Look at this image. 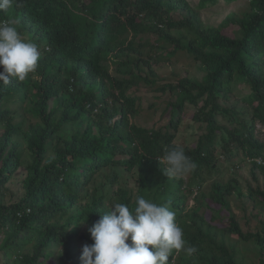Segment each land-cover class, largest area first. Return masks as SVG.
Masks as SVG:
<instances>
[{
    "label": "trees",
    "instance_id": "1",
    "mask_svg": "<svg viewBox=\"0 0 264 264\" xmlns=\"http://www.w3.org/2000/svg\"><path fill=\"white\" fill-rule=\"evenodd\" d=\"M219 1L237 0H200L198 9ZM246 1L249 10L237 19L240 37L203 25L187 0H19L0 12L40 52L24 81L0 82V250L12 259L6 264H44L54 245L79 254L75 241L93 243L89 228L113 202L131 209L137 196L175 211L184 239L197 248L192 256L173 252L171 264H248L231 234L255 246L256 264H264V164L255 160L264 158L255 135L256 125L264 126V0ZM176 11L182 18H171ZM179 54L202 67L201 79L180 74ZM161 60L170 66L162 77ZM239 84L248 89L239 95L245 107L224 106ZM27 112L35 113L34 122L25 123ZM158 112L167 122L154 121ZM184 114L203 131L195 145L176 141ZM66 125L69 137L61 135ZM17 138L31 161L23 194L6 203V184L23 163ZM169 146L182 147L195 170L181 179L166 176L158 157ZM218 151L226 159L241 153L252 161V176L262 175L263 184L245 193L253 215L263 216L255 231H243L234 214L224 224L217 216L215 205L243 195L233 181L195 190L204 171L217 168ZM119 169L135 173L136 186L106 193L107 182H119ZM97 174L107 181L90 188Z\"/></svg>",
    "mask_w": 264,
    "mask_h": 264
},
{
    "label": "clouds",
    "instance_id": "2",
    "mask_svg": "<svg viewBox=\"0 0 264 264\" xmlns=\"http://www.w3.org/2000/svg\"><path fill=\"white\" fill-rule=\"evenodd\" d=\"M14 3L19 6V0H0V12ZM39 58L38 45L22 38L14 21L0 20V82L8 84L13 78L24 81L36 70ZM158 160L170 178L181 179L197 167L179 146L167 147ZM134 205L130 209L123 202H113L89 228L93 243L82 247V264H171L173 252L196 253L197 248L184 239L176 213L168 205L143 196H137Z\"/></svg>",
    "mask_w": 264,
    "mask_h": 264
},
{
    "label": "rangeland",
    "instance_id": "3",
    "mask_svg": "<svg viewBox=\"0 0 264 264\" xmlns=\"http://www.w3.org/2000/svg\"><path fill=\"white\" fill-rule=\"evenodd\" d=\"M190 7L196 10L199 21L203 25L207 26H223V32L229 36L240 37L241 30L238 26L237 19L240 18L244 13L248 12L249 6L246 0H237L230 4H226L224 2H218L215 5L199 8L198 4L200 0H187ZM172 19H180L182 18V14L180 11L172 12ZM156 35L154 33L151 34V39L154 41ZM176 61L177 70H179L182 76H189L192 78L201 79L204 75V71L199 64H195L190 61L187 57L183 56V54H179L174 59ZM168 61L161 60L156 66V71L158 75L165 76L168 74V70L170 66L168 65ZM64 77H67L68 74L64 73ZM38 79V77H35ZM248 91L246 85L239 84L236 87V94H232V98L228 102H224L223 105L226 107L235 106L237 109H242L245 107V104L240 100L239 95L245 94ZM139 94H147L151 95V92H146L145 90H138ZM145 95V96H147ZM146 103V102H145ZM56 105V100L53 99L49 108H52ZM191 112L194 110V107H190ZM187 112V111H186ZM22 114V113H21ZM35 113H26L24 115L25 123L34 122L36 117ZM22 116H20L17 120H21ZM158 124H162L167 122V118H160V112L156 119L154 120ZM224 121V120H222ZM141 125L149 127L153 124V121H138ZM72 127L66 125L61 130V135L64 137H69L72 134ZM203 131L199 128V124L195 123L191 120L189 115H183V119L180 122L176 141L180 144L185 145H195L198 136ZM255 135L259 142L264 146V126L261 124L256 125ZM19 142L20 148L23 150V163L20 168H18L14 176L11 180L6 184L4 201L6 203L17 201L19 197L23 194V179L27 175V165L30 164V155L28 150L25 147L24 142L17 138ZM236 150H234L235 152ZM221 152H217L218 156V164L217 168L214 171L208 172L204 171L203 177L204 180L201 184L195 182L194 187L195 190L199 189V191H207L213 181L219 180L224 183L228 181H233L235 183L236 188L243 191V195L239 196L237 192H234L230 198L229 203L226 206L215 205L214 209L218 211L217 216L220 218V222L224 224L231 215H235L239 224L243 231H255L258 227H260V220L263 219V216H255V213L251 206L249 205V200L245 195L248 187L255 188L256 186H261L263 184L262 175L258 170L255 172V176L251 174V165L252 161L247 159L241 153H237L232 158L226 159L225 155L220 154ZM51 154V153H49ZM119 182L113 186L107 182L104 186V191L106 193H111L116 189L117 186H127L128 188H134L136 186V174L132 172L125 171L123 169H119ZM96 181L89 185L92 188L94 185L99 184L100 182H106L107 179L103 178L101 175L97 174ZM192 198L189 199V205H192ZM247 221H250L249 223ZM79 229L81 232L86 233L87 227L84 224H79ZM3 237L0 234V243L2 242ZM230 244L234 245L236 250L240 252L242 256L246 259L245 261L248 264H256V247L251 244L242 243L236 234H231L229 236ZM85 244L82 241H75V246L80 250V253L74 255L73 253H69L67 255L66 250L61 246L54 245L50 250H48V257L44 264H62L68 258H72L71 261H68V264H82L81 262V254L82 247ZM7 262L11 263L12 259H8L4 252L0 250V264H6Z\"/></svg>",
    "mask_w": 264,
    "mask_h": 264
},
{
    "label": "built area",
    "instance_id": "4",
    "mask_svg": "<svg viewBox=\"0 0 264 264\" xmlns=\"http://www.w3.org/2000/svg\"><path fill=\"white\" fill-rule=\"evenodd\" d=\"M3 20H6V19H3ZM256 160V162H258V163H262V164H264V158H257V159H255Z\"/></svg>",
    "mask_w": 264,
    "mask_h": 264
}]
</instances>
